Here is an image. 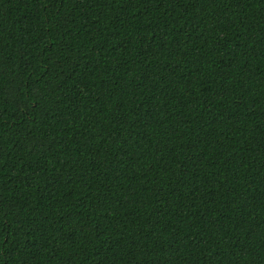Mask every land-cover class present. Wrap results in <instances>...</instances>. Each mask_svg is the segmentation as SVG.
Returning a JSON list of instances; mask_svg holds the SVG:
<instances>
[{
	"label": "trees",
	"instance_id": "1",
	"mask_svg": "<svg viewBox=\"0 0 264 264\" xmlns=\"http://www.w3.org/2000/svg\"><path fill=\"white\" fill-rule=\"evenodd\" d=\"M0 264H264V0H0Z\"/></svg>",
	"mask_w": 264,
	"mask_h": 264
}]
</instances>
